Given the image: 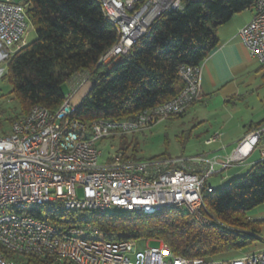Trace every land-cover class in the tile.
Returning <instances> with one entry per match:
<instances>
[{
    "label": "built area",
    "instance_id": "2783aa9c",
    "mask_svg": "<svg viewBox=\"0 0 264 264\" xmlns=\"http://www.w3.org/2000/svg\"><path fill=\"white\" fill-rule=\"evenodd\" d=\"M99 1L120 35L100 57L109 67L147 36L160 16L184 9L183 0ZM254 9L255 16L241 28L240 36L251 56L264 64V0H258ZM31 25L26 3L0 0L2 59H10L28 43ZM201 65L181 68L185 87L176 97L121 120L87 122L75 117L77 109L70 100L90 80L87 71L72 77V90L57 111L37 104L9 126L2 125L0 115V264H30L22 259L27 255L76 264H264V249L199 261L173 254L163 240H158L159 246L149 245L148 240L145 247L135 240L107 241L92 223L61 227L38 212L41 206L56 205L76 212L112 206L140 214L181 209L202 224L214 221L204 192L214 190L207 179L216 172L215 160L201 155L139 159L123 149L105 157L100 148L104 139L145 132L200 102L204 97ZM220 137L216 133L206 143ZM259 149L264 150V122L246 133L221 162V169L243 163ZM204 162L209 164L204 173L191 168Z\"/></svg>",
    "mask_w": 264,
    "mask_h": 264
},
{
    "label": "trees",
    "instance_id": "16d2710c",
    "mask_svg": "<svg viewBox=\"0 0 264 264\" xmlns=\"http://www.w3.org/2000/svg\"><path fill=\"white\" fill-rule=\"evenodd\" d=\"M257 1L183 0V10L160 16L151 32L109 67L100 57L120 35L99 0H26L37 36L8 61L6 76L14 86L21 111H0L2 125L9 126L37 104L57 111L66 98L63 84L82 71L89 72L95 81L74 113L84 121L121 120L165 103L185 87L181 68L201 65L219 45L218 27L237 13L255 8ZM122 140L127 144V137ZM135 145L132 157L137 158ZM204 200L215 217L207 225L181 209L154 214L91 211V222L77 219L79 212L58 205L41 206L38 212L46 213L48 222L61 227L92 223L107 241L163 240L173 254L199 261L235 256L260 240L262 221L249 218L247 212L264 203V159L247 173L232 177L225 186L204 192ZM22 259L30 264H76L36 255Z\"/></svg>",
    "mask_w": 264,
    "mask_h": 264
},
{
    "label": "crops",
    "instance_id": "0c3cea01",
    "mask_svg": "<svg viewBox=\"0 0 264 264\" xmlns=\"http://www.w3.org/2000/svg\"><path fill=\"white\" fill-rule=\"evenodd\" d=\"M254 16V8L246 9L218 27L219 45L201 65L203 99L190 106L182 116L169 119L177 121L182 127V135L188 134L187 143L195 141L196 152L179 157L201 155L215 160L216 172L212 175L225 171L223 181L242 175L246 169L264 159V150L259 149L243 163H236L227 169H221L220 165L246 133L264 121V64L251 56L240 36L241 28ZM216 133H220L221 137L207 144L206 140ZM137 137V134L131 136L132 140ZM191 168L204 173L209 164H192ZM247 216L262 221V239L255 242L253 252L264 249V203L247 212Z\"/></svg>",
    "mask_w": 264,
    "mask_h": 264
},
{
    "label": "rangeland",
    "instance_id": "374dc122",
    "mask_svg": "<svg viewBox=\"0 0 264 264\" xmlns=\"http://www.w3.org/2000/svg\"><path fill=\"white\" fill-rule=\"evenodd\" d=\"M16 1L25 2L26 0ZM31 27L32 29L27 35V41H32L37 36L36 31L33 28L34 26L31 25ZM8 61L9 59H2L0 57V111H5L11 114V111L13 109H16L18 112H20L21 107L20 101L14 93V86L6 76ZM73 83L74 79L71 78L63 84L62 88L66 95L72 90ZM150 128L145 132L136 133L138 135L136 141L131 142L132 135L127 136V144H125L121 137H110L100 142V148L102 149L105 157L111 156L115 152L123 148H127V152L129 154H132L135 151V143H137V158L139 159H152L164 154H167L169 157L176 158L179 156H190L196 152V146L193 145L195 141L193 140L191 143L186 142L188 134L182 135L183 129L181 126H179L177 121H170L169 119H167L160 123H157L151 129ZM127 145H129V147H127ZM249 170L250 168L246 169L243 174H245ZM224 175L225 171H223L222 173L214 174L208 179V183L211 184L214 188L223 187L229 182V180L223 181ZM108 212L121 213L122 210L112 206L108 209ZM92 217L93 216L91 212H79L77 215V219L88 222H91ZM99 236L101 237V235ZM149 245L159 246L160 243L158 240L150 241ZM145 246V242L140 243V247ZM254 246L255 242L243 248L237 255H244L253 252Z\"/></svg>",
    "mask_w": 264,
    "mask_h": 264
},
{
    "label": "water",
    "instance_id": "95a60500",
    "mask_svg": "<svg viewBox=\"0 0 264 264\" xmlns=\"http://www.w3.org/2000/svg\"><path fill=\"white\" fill-rule=\"evenodd\" d=\"M95 85V81L90 79L87 82H85L83 85H81L77 91L72 96L70 103L78 109V107L81 105L83 100L90 94L93 87Z\"/></svg>",
    "mask_w": 264,
    "mask_h": 264
}]
</instances>
